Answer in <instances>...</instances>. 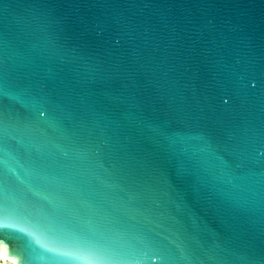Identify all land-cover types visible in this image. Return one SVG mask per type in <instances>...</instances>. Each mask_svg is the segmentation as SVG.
I'll return each mask as SVG.
<instances>
[{
	"label": "water",
	"instance_id": "95a60500",
	"mask_svg": "<svg viewBox=\"0 0 264 264\" xmlns=\"http://www.w3.org/2000/svg\"><path fill=\"white\" fill-rule=\"evenodd\" d=\"M0 262L264 264V0H0Z\"/></svg>",
	"mask_w": 264,
	"mask_h": 264
},
{
	"label": "bare ground",
	"instance_id": "6f19581e",
	"mask_svg": "<svg viewBox=\"0 0 264 264\" xmlns=\"http://www.w3.org/2000/svg\"><path fill=\"white\" fill-rule=\"evenodd\" d=\"M0 264H4V263H1V262H0Z\"/></svg>",
	"mask_w": 264,
	"mask_h": 264
}]
</instances>
